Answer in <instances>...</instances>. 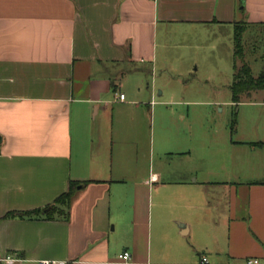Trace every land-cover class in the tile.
<instances>
[{
  "label": "crops",
  "instance_id": "0c3cea01",
  "mask_svg": "<svg viewBox=\"0 0 264 264\" xmlns=\"http://www.w3.org/2000/svg\"><path fill=\"white\" fill-rule=\"evenodd\" d=\"M236 24L264 27V0H0V264L264 260L263 132L208 162L154 140L143 88ZM71 181L67 219L24 215Z\"/></svg>",
  "mask_w": 264,
  "mask_h": 264
},
{
  "label": "rangeland",
  "instance_id": "374dc122",
  "mask_svg": "<svg viewBox=\"0 0 264 264\" xmlns=\"http://www.w3.org/2000/svg\"><path fill=\"white\" fill-rule=\"evenodd\" d=\"M222 35L221 44L207 38L192 48L188 66L173 67L181 74L159 68L143 85L157 101L151 120L154 140L161 133L171 139L183 138L194 154L200 151L206 154L208 162L232 141L250 140L260 131L264 135V93L252 92L234 105L230 91L234 63L240 67L244 61L253 76L263 70L264 27H250L243 34V61L233 57L232 34L224 29ZM259 262L264 264V260Z\"/></svg>",
  "mask_w": 264,
  "mask_h": 264
},
{
  "label": "trees",
  "instance_id": "16d2710c",
  "mask_svg": "<svg viewBox=\"0 0 264 264\" xmlns=\"http://www.w3.org/2000/svg\"><path fill=\"white\" fill-rule=\"evenodd\" d=\"M243 25V26H241ZM245 24H236L233 34V57L235 60L243 61L242 36L245 31ZM233 80L230 85L231 102L238 104L244 96H249L252 92L262 91L264 93V70L257 76H253L250 67L243 61L240 67L234 63ZM264 101V96H263ZM261 145V143L253 144ZM84 183L69 182L68 189L65 193L54 200L52 204L45 206L41 210H32L24 215L36 217L42 215L45 219H53L54 216L68 218L71 200L77 191V187H83Z\"/></svg>",
  "mask_w": 264,
  "mask_h": 264
},
{
  "label": "built area",
  "instance_id": "2783aa9c",
  "mask_svg": "<svg viewBox=\"0 0 264 264\" xmlns=\"http://www.w3.org/2000/svg\"><path fill=\"white\" fill-rule=\"evenodd\" d=\"M119 99L123 100L124 95L120 94ZM119 258L123 261H127L129 260L130 255L127 252H124L122 255L119 256ZM200 262L201 264H208L206 257H202ZM37 264H65V263L60 261H52V260H40L39 262H37ZM242 264H259V262L258 260L255 259H249V260H245Z\"/></svg>",
  "mask_w": 264,
  "mask_h": 264
},
{
  "label": "water",
  "instance_id": "95a60500",
  "mask_svg": "<svg viewBox=\"0 0 264 264\" xmlns=\"http://www.w3.org/2000/svg\"><path fill=\"white\" fill-rule=\"evenodd\" d=\"M263 70H264V68H263Z\"/></svg>",
  "mask_w": 264,
  "mask_h": 264
}]
</instances>
